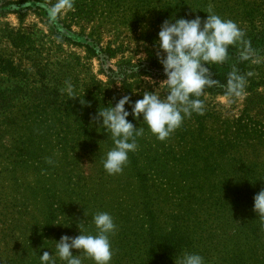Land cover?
Returning a JSON list of instances; mask_svg holds the SVG:
<instances>
[{
	"label": "trees",
	"instance_id": "16d2710c",
	"mask_svg": "<svg viewBox=\"0 0 264 264\" xmlns=\"http://www.w3.org/2000/svg\"><path fill=\"white\" fill-rule=\"evenodd\" d=\"M176 1L180 13L193 11L204 16L209 11V0ZM212 1L217 3L215 10L222 11L229 0ZM56 3L0 0V9L24 13L35 8L49 16V7ZM51 21L58 38L86 48L90 57L106 64L117 56L111 44L90 43L72 35L60 15ZM25 38L19 31L10 33L11 44L22 51ZM257 42L251 41L249 48H256ZM230 46L222 61L207 64L209 83L199 97L202 101L204 93L228 95L255 90L251 61L256 56ZM103 72L106 82L91 77L89 82L84 80L77 94L64 93L55 86L48 95H36L35 107L50 111L54 125L60 122L70 128L65 121L71 122L75 116V129L67 133L33 132L28 126L42 120L21 117L17 102L0 90V177L29 190L32 197L28 198L45 214L41 226L45 235L35 240L37 230L29 237L15 232L11 245L27 248L31 257L27 264H40L44 251H55V241L80 234L78 223L86 234L94 235L93 215L107 212L116 224L110 236L111 264H175V258L180 259L185 252L201 255L204 264H264V221L252 210L254 196L264 189V148L255 150L261 136L244 124L252 118L250 108L226 122L218 135L207 134L206 146L197 148L190 144L200 141L195 137L204 124L199 113L186 117L165 141L130 116L144 134L136 137L137 148L129 152L123 171L109 175L102 161L113 144L95 122L98 110L124 95L133 102L139 99L136 86L143 77H166L154 53L137 63L123 59L104 67ZM0 74L21 83L35 80L22 64L1 54ZM177 137L183 145L167 147ZM48 158L54 163H47ZM73 253L78 254V250ZM21 261L0 257V264ZM57 264L64 262L57 259ZM83 264L94 261L84 259Z\"/></svg>",
	"mask_w": 264,
	"mask_h": 264
},
{
	"label": "rangeland",
	"instance_id": "374dc122",
	"mask_svg": "<svg viewBox=\"0 0 264 264\" xmlns=\"http://www.w3.org/2000/svg\"><path fill=\"white\" fill-rule=\"evenodd\" d=\"M69 2L71 7L65 8L60 14L62 24L69 25L72 35L79 39L90 43L100 41L104 46L111 44L118 52L115 58L104 64L98 58L90 57L86 48L58 38L55 24L43 10L33 8L22 13L8 8L0 9V54L14 58L35 77L30 83H21L0 74V90L6 92L5 97L11 96L14 102H17L19 115L42 120L28 126L39 134L73 131L76 121L75 116L71 117V122L65 121L71 125L70 128L60 122L54 125L50 122V119L54 118L50 111L35 107L36 102L33 101L37 94L48 95L55 86H60L64 93L77 94L82 89L81 84L84 80L89 82L91 77L106 82L104 67L115 65L123 59L137 63L147 59L149 54L156 53L155 41L165 20L194 19L197 16L193 11L180 13V10L176 9V0H69ZM227 2L222 11L215 10L217 3L212 0H209L208 6L213 14L224 20H231L237 25L240 35L230 47L242 50L245 55L256 56L251 61V74L257 85L251 92L242 90L228 95L204 93L203 114L200 116L201 120L203 116L204 124L195 134L200 141L190 144L196 148L205 147L207 134L218 135L224 129L222 126L240 117L246 107L250 108L252 118H248L244 124L250 125L256 135L261 136L260 141L264 142V0ZM199 17L206 19L207 14ZM13 31L26 35L23 51L21 47L16 48L11 44L10 33ZM251 41L255 43L258 41L257 47H253L252 50L249 48ZM164 79L166 78L143 77L136 86L139 99L145 92L153 90L163 98L167 89L160 82ZM260 141L257 142L259 144L255 150H263L264 143ZM168 143L167 147L170 144L175 147L183 145L179 137ZM28 197H32L29 190L0 177V255L6 260L10 257L22 260L20 264H27L31 257L28 258L27 248H15L11 245V238L15 232L29 237L37 230L35 240L46 234L41 228L45 214ZM14 201L16 204L11 205ZM18 217L21 218L20 221ZM59 228L56 227V230ZM11 251L13 253L10 254Z\"/></svg>",
	"mask_w": 264,
	"mask_h": 264
},
{
	"label": "clouds",
	"instance_id": "9594fccd",
	"mask_svg": "<svg viewBox=\"0 0 264 264\" xmlns=\"http://www.w3.org/2000/svg\"><path fill=\"white\" fill-rule=\"evenodd\" d=\"M70 7L69 0H58L49 7V17L55 20L62 10ZM206 13V19L199 16L194 19L172 18L162 23L155 41V54L166 77L160 82L167 89L163 98L155 90L145 92L134 102L130 96L124 95L98 110L95 122L104 128L113 144L102 161L109 175L123 171L129 152L137 148L136 137L144 134L142 127H136L129 120L130 116L146 124L158 140L165 141L181 127L186 117L194 112L203 114V102L199 97L209 83L207 64L222 61L228 46L240 35L233 21L222 19L211 9ZM47 163L53 164L54 161L48 158ZM253 200V212L264 221V189ZM92 223L96 229L94 235L86 234L84 226L78 223L80 234L75 237L64 235L55 241V251L52 254L44 251L40 255V264H57V259L64 264H83L84 259H91L94 264H111L110 236L115 233L116 224L107 212L93 215ZM73 250H78V254ZM175 264H204V258L185 252L180 259L175 258Z\"/></svg>",
	"mask_w": 264,
	"mask_h": 264
}]
</instances>
